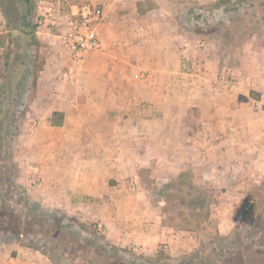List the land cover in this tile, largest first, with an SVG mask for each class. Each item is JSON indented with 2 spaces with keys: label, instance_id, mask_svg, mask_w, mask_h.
<instances>
[{
  "label": "rangeland",
  "instance_id": "1",
  "mask_svg": "<svg viewBox=\"0 0 264 264\" xmlns=\"http://www.w3.org/2000/svg\"><path fill=\"white\" fill-rule=\"evenodd\" d=\"M55 2L0 0V244L20 243L31 254L44 255L40 260L45 264H264V169L250 167L246 160H220L207 173L197 167L179 174L176 170L174 175L167 173L162 162L152 169L135 168L134 162L130 167L128 161V190L116 192L118 205L102 215L76 202L66 208L50 201L58 192L46 196L38 159L47 146L32 144L39 120L32 106L40 89L35 74L41 75L54 52L51 44L39 38V31L51 24L46 21L47 9L51 5L58 9ZM176 2L170 4L175 10L177 5L182 7ZM186 6L195 12L190 23L192 39L217 43L224 67L222 83L232 89L228 81L238 82L232 68L245 71L262 61L264 0H189ZM27 11L33 16L30 27H24L22 18ZM64 71L70 72V67L54 75L63 87L70 82L58 78ZM229 97L222 102L229 104ZM262 106L261 102L252 107L261 110ZM229 117L220 116L222 120ZM224 132L231 137L237 129L227 127ZM254 133L244 129L242 135ZM209 146L207 142L201 146L202 157H207ZM89 148L92 145L85 142L76 152L72 147L65 166L69 170L75 163L79 169L86 166ZM175 166L179 167L178 161ZM35 171L41 175L36 183ZM52 180L62 183L58 177ZM248 183L255 189L247 190ZM27 198L43 208L38 212L40 228L33 223L22 228L14 222L15 215L30 220Z\"/></svg>",
  "mask_w": 264,
  "mask_h": 264
},
{
  "label": "crops",
  "instance_id": "2",
  "mask_svg": "<svg viewBox=\"0 0 264 264\" xmlns=\"http://www.w3.org/2000/svg\"><path fill=\"white\" fill-rule=\"evenodd\" d=\"M83 1L103 11L102 45L77 57L61 33L65 16ZM176 1L182 5L176 10L170 5L173 0H56L58 9L48 6L46 21L51 24H44L39 38L54 52L39 76V97L32 106L38 130L32 144H46L50 150L38 159L46 196L59 193L50 201L66 208L76 202L102 215L118 205L116 192L128 190V161L130 167L134 162L135 168L152 169L162 162L172 175L197 167L207 173L227 159L264 169V106L252 107L264 104V46L261 63L245 71L232 68L238 82L225 88L217 43L192 39L189 0ZM64 66L70 67L65 87L54 78ZM227 96L230 103L224 104ZM54 111L64 113L62 125L52 124ZM224 114L230 117L222 120ZM227 127L237 129V134L229 137ZM244 129L256 133L244 138ZM82 142L92 145L87 165L79 169L78 163L71 164L69 170L64 159ZM206 142L210 149L204 158L200 148ZM225 145L229 146L223 151ZM251 188L255 189L248 183L247 190ZM2 246L7 248L0 249V264H45L40 260L44 255L31 254L20 243Z\"/></svg>",
  "mask_w": 264,
  "mask_h": 264
},
{
  "label": "built area",
  "instance_id": "3",
  "mask_svg": "<svg viewBox=\"0 0 264 264\" xmlns=\"http://www.w3.org/2000/svg\"><path fill=\"white\" fill-rule=\"evenodd\" d=\"M103 11L96 3L84 2L75 12L65 16V28L61 33V38L66 47L75 56L80 57L87 51L100 49L102 42L99 34V25L103 19ZM62 81L70 79V72L64 71L58 77ZM230 87L237 84L235 80H230L227 83ZM33 182L40 180L39 171H35ZM246 208L249 206V202Z\"/></svg>",
  "mask_w": 264,
  "mask_h": 264
},
{
  "label": "trees",
  "instance_id": "4",
  "mask_svg": "<svg viewBox=\"0 0 264 264\" xmlns=\"http://www.w3.org/2000/svg\"><path fill=\"white\" fill-rule=\"evenodd\" d=\"M28 1V0H27ZM222 1V0H221ZM194 10H189V15L187 16L188 17V20L190 22L193 21V15H194ZM25 21V24H24V27H30L31 26V21H32V13L27 11L23 17H22ZM41 70V69H40ZM39 77V71L36 72L35 74V77H34V80L35 82H37V79ZM63 116H64V113L61 112V111H54L53 115H52V118H51V121H52V124L53 125H62L63 124ZM2 142L0 141V154L2 153ZM29 207L32 209V214H30V220H26V219H23L21 217H19V215H15V220L14 222L16 224L19 225V227H22V228H25L28 224L30 223H33V226H36V227H39L40 228V222H39V219L40 216L38 215V212L39 211H42V206H40L39 204L35 203V202H32L30 201V199H26ZM9 221V217H5V222H8ZM81 226L82 227H85L86 224L85 223H81ZM58 227L59 228H62L63 225L62 224H58ZM26 231V230H25ZM22 234H25V232H21Z\"/></svg>",
  "mask_w": 264,
  "mask_h": 264
}]
</instances>
